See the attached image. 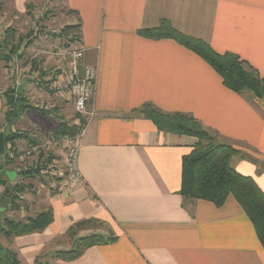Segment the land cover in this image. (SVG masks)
I'll return each instance as SVG.
<instances>
[{"label": "crops", "instance_id": "crops-1", "mask_svg": "<svg viewBox=\"0 0 264 264\" xmlns=\"http://www.w3.org/2000/svg\"><path fill=\"white\" fill-rule=\"evenodd\" d=\"M34 1L2 0L0 17L23 30L22 16L34 8ZM54 4L58 6L52 14L62 15L58 21L78 27L85 62L97 71L95 92L87 102L94 115L78 159L82 177L67 188L62 173L45 177L30 170L22 179V165L39 167L36 155L15 160L1 155L0 248L16 253L19 264H264V247L253 222L234 196L217 206L181 194L183 157L200 145L199 139L163 131L141 112L144 104H152L163 112L194 117L215 143L238 150L231 165L264 192V95L230 89L203 57L177 40L140 33L166 19L217 52L237 54L264 77V0ZM4 63L0 60V133L13 136L6 150L24 152L56 134L59 122L75 125L72 104L61 101L47 117L26 110L3 127L8 110L4 92L11 87L9 77L3 82ZM29 88H22L28 91L27 102L35 96ZM34 127L38 129L31 132ZM19 128L28 134H14ZM56 151L63 169V153ZM10 171L16 172L13 179ZM45 211L52 220L43 229L17 236L4 233L6 219L25 221ZM86 220L93 221L77 235H68L74 224ZM110 233L117 236L115 242L91 246L76 259L57 255L73 249L80 237Z\"/></svg>", "mask_w": 264, "mask_h": 264}, {"label": "trees", "instance_id": "trees-1", "mask_svg": "<svg viewBox=\"0 0 264 264\" xmlns=\"http://www.w3.org/2000/svg\"><path fill=\"white\" fill-rule=\"evenodd\" d=\"M70 28L73 30L78 29L76 25L70 26ZM140 33L150 38L175 39L203 57L221 75L223 83L230 89L238 93L251 91L259 97L264 95V77H261L255 68L237 54L228 51L224 53L217 52L203 39L177 30L166 19L162 20L158 26L141 30ZM6 35L4 40L15 41L17 38L19 41L21 40V37L16 35L15 30L8 29ZM4 47L0 44V48L4 49ZM17 47V45H13L8 52L0 51V60L7 61L9 53L15 51ZM32 65L36 69H42V66H44L40 59H35ZM41 69L39 70L40 77L43 78L41 83L46 87L44 78L49 74V68L47 72ZM4 93L8 107L5 122L9 124L14 118L31 107L27 103L28 96L24 91L19 93L18 88H8ZM141 112L163 131L192 135L199 139L200 145L183 157L181 186L183 197L185 199H205L221 206L230 195L234 196L253 222L264 247V192L252 177L242 175L231 165L230 160L238 153V150L228 144L215 143L200 122L185 113L163 112L152 104H144ZM43 113H46V111H43ZM77 130L75 126L62 121L57 126L56 134H75ZM12 138L13 136H5V143ZM204 140H207V143ZM31 170L39 171V167ZM15 201H17L16 196L13 198L14 203ZM51 220L52 214L50 211L39 213L37 216L25 221L6 219L4 233L8 236L31 233L43 229ZM92 221L86 220L74 224L69 229L68 235H77L79 230L87 227ZM116 240L117 236L113 233L107 236L92 234L80 237L73 249L59 251L57 255L65 260L76 259L91 246L112 243ZM0 260L3 264H19L16 253L6 252L1 248Z\"/></svg>", "mask_w": 264, "mask_h": 264}, {"label": "built area", "instance_id": "built-area-1", "mask_svg": "<svg viewBox=\"0 0 264 264\" xmlns=\"http://www.w3.org/2000/svg\"><path fill=\"white\" fill-rule=\"evenodd\" d=\"M37 31L38 27L35 31L36 34ZM51 33H57L55 34V37L58 38L57 43H54L41 51H43V54L47 55L44 63H50V60L53 59L51 61L55 64L54 74L47 77V79L44 78L46 81V90L44 91L43 101L35 104L33 101H30L32 99L31 98L27 103L38 109L40 108L46 110L48 108L45 102V100H48L47 98H61L71 103L75 113L79 115V118L74 120L75 125L79 127L75 134H60L56 137L52 136L45 143L48 148L58 149L63 153L64 168H58L56 162H53L56 160H53L45 166L43 162H40L39 164V166L42 165L39 167V172L42 175L49 174L52 175V177H56V175L63 170L65 178L62 185L67 188L77 184L82 177L78 166V159L82 138L85 134L87 124L94 115L93 111H89L87 109V102L92 98L95 92L97 71L94 66L85 62V47L82 45L79 34L76 30H73L68 25L63 24L60 29L53 30ZM35 59L41 60L38 55H33L31 57V61H34ZM35 69L36 68L32 69L31 63L30 70L34 73L31 77V81L40 79V81L36 80V84L41 85L39 71L41 68ZM47 69L48 68L44 65L41 70L47 72ZM5 72L7 76L15 75L13 80L14 84L10 87L14 89L18 88L21 84V75L23 73H27V71L19 70V67L14 66L12 59L5 61ZM7 125L8 123H6L3 127H6ZM13 133L21 135L23 131L13 130ZM43 145L44 144L41 143L33 144L24 152H19L14 147H9L8 150L5 149V157L9 160L24 159L26 157L33 156L36 151L43 147ZM9 146H12V144ZM32 168H35V166L33 165ZM32 168H30L28 164L22 165L18 171L19 177L23 179L25 174ZM0 264H3L1 260Z\"/></svg>", "mask_w": 264, "mask_h": 264}, {"label": "rangeland", "instance_id": "rangeland-1", "mask_svg": "<svg viewBox=\"0 0 264 264\" xmlns=\"http://www.w3.org/2000/svg\"><path fill=\"white\" fill-rule=\"evenodd\" d=\"M0 1H2V0H0ZM32 3L33 2H31V1L29 2V4H32ZM54 3H55V0H49V1L48 0H38V1L36 0V1H34V8H32V6H30L27 13L22 16V21L24 22V28H25L23 30L18 28L14 23H11L12 24L11 25L9 23V21L7 20L5 15H3V18L0 17V44L5 46L4 49L0 48V51L1 52H4V51L8 52L13 45L18 46L15 51H11V53H9V59H12L14 66L19 67V70L27 71V73H23L21 75L22 77L20 79V82L22 81L21 83H24V85H26L27 87H30L29 89L31 90V93L35 94V96L30 100V101H33V103H35V104L41 103L43 101V99H44L43 97H44V93H45L44 91L46 90L45 89L46 87L43 86L42 83H41V85L36 84V80L40 81V79H36L34 81H31V77H32V75H34V73L30 70L31 63L33 62V61H31V57L33 55H38V57L41 58L40 61L42 62V64L50 69L49 74L45 77L46 79L50 75L54 74L55 64L51 61L53 59L50 60V63H44V61H46L47 55L43 54V51H41V50L48 48L49 46H51L54 43H57L58 38L55 37V34H57V33H51V32H53V30L60 29L64 23V22L58 21L57 20L58 18H56V17H61L62 16L61 14H54V15L52 14L54 7L58 6V5H55ZM41 22H42V24H41ZM37 27H38V31L36 34L35 31L37 30ZM8 29L15 30L17 36L20 34L22 36L21 40L19 41L18 38L15 41L10 40V39L4 40V38L6 39V36H7L6 32ZM7 41H9V43H7ZM1 60H2V62L4 61V59H1ZM48 61H49V59H48ZM32 69H34V68L32 67ZM14 76L13 75H10V76L4 75V80H3L4 85H6L8 83L7 77H9V80H10L9 84H10V86H13ZM42 79L43 78H41V82H42ZM27 93H28V91H25V94H27ZM61 101H65V100H63L61 98H58V99L54 98V101L45 100V102L48 106V108L46 110L40 109V108L38 109V108L34 107L33 105H30L31 108L27 109V112L32 114V115H38L40 117H47V116H49L48 112L49 111L51 112L53 110V105L55 104V102H58V104H59V102H61ZM43 111H46V113H43ZM70 115H71V112H67L65 117L68 118V117H70ZM78 118H79V115H77L75 113L74 120H76ZM72 126H75L77 129H79V127H77L76 125H72ZM36 129H38V128L37 127L32 128L31 132H34V130H36ZM18 130L23 131V133L21 135L28 134L26 131H24V129L19 128ZM52 136L56 137L58 135L54 134ZM52 136H49V138H51ZM49 138L44 137L41 139V141H42L41 144H44V145L42 148H40L38 151H36V153L34 155H36V157L38 158L37 160H39V162L44 163V166L46 164L51 163L53 160H56L53 162H56L58 168H61L60 165L62 164V161H61V158L59 157V155L57 154V151H55L56 149L50 148V147L48 148L47 145H45L46 141ZM204 142L207 143V140H204ZM41 166L42 165H40L39 167H41ZM60 173L63 174V176H61L60 178L64 181L65 173H63V171H60ZM58 175H59V173H58ZM58 175H56V176H58ZM2 176H3V172L0 173V177H2ZM43 176L52 177V175H49V174H44Z\"/></svg>", "mask_w": 264, "mask_h": 264}, {"label": "water", "instance_id": "water-1", "mask_svg": "<svg viewBox=\"0 0 264 264\" xmlns=\"http://www.w3.org/2000/svg\"><path fill=\"white\" fill-rule=\"evenodd\" d=\"M24 83H21L18 87V92L20 93L22 91ZM0 155H5V136L3 133H0ZM16 172L10 171L8 172V176L13 179L15 177Z\"/></svg>", "mask_w": 264, "mask_h": 264}]
</instances>
